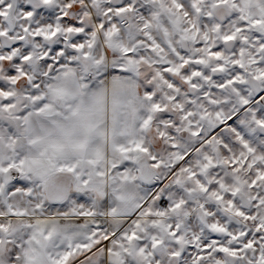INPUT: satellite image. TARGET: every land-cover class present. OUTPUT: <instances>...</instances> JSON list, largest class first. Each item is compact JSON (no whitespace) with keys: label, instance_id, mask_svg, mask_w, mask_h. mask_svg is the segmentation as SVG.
Returning <instances> with one entry per match:
<instances>
[{"label":"snow or ice","instance_id":"snow-or-ice-1","mask_svg":"<svg viewBox=\"0 0 264 264\" xmlns=\"http://www.w3.org/2000/svg\"><path fill=\"white\" fill-rule=\"evenodd\" d=\"M0 264H264V0H0Z\"/></svg>","mask_w":264,"mask_h":264},{"label":"crops","instance_id":"crops-1","mask_svg":"<svg viewBox=\"0 0 264 264\" xmlns=\"http://www.w3.org/2000/svg\"><path fill=\"white\" fill-rule=\"evenodd\" d=\"M104 132V140L105 142H107L108 140V136H109V132H110V125H105V128L103 129Z\"/></svg>","mask_w":264,"mask_h":264}]
</instances>
